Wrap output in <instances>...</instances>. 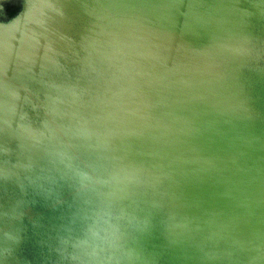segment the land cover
<instances>
[{
  "label": "water",
  "instance_id": "1",
  "mask_svg": "<svg viewBox=\"0 0 264 264\" xmlns=\"http://www.w3.org/2000/svg\"><path fill=\"white\" fill-rule=\"evenodd\" d=\"M0 264H264V0H0Z\"/></svg>",
  "mask_w": 264,
  "mask_h": 264
}]
</instances>
